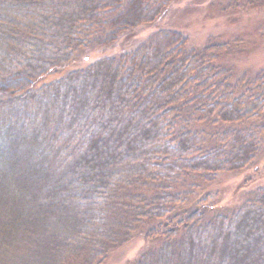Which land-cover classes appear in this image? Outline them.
<instances>
[{"label":"trees","instance_id":"16d2710c","mask_svg":"<svg viewBox=\"0 0 264 264\" xmlns=\"http://www.w3.org/2000/svg\"><path fill=\"white\" fill-rule=\"evenodd\" d=\"M186 1L0 0V264H264V68Z\"/></svg>","mask_w":264,"mask_h":264},{"label":"rangeland","instance_id":"374dc122","mask_svg":"<svg viewBox=\"0 0 264 264\" xmlns=\"http://www.w3.org/2000/svg\"><path fill=\"white\" fill-rule=\"evenodd\" d=\"M235 3L245 7L229 12L220 9ZM180 7L176 11H171L168 25L177 26V31L187 36L190 47L200 46L211 37L231 39L248 34L250 36L245 38L249 43L246 52L229 61L241 72L264 68V37H257L260 36L257 29L264 22V0H188ZM12 82V79L1 81L0 90H5ZM255 167L257 170L253 174L251 172L254 182L264 183V156ZM224 182L235 185L239 178L225 180L223 177ZM138 246L139 243L125 248L119 255L117 253L112 256L106 264H119L121 254L122 258H131Z\"/></svg>","mask_w":264,"mask_h":264}]
</instances>
